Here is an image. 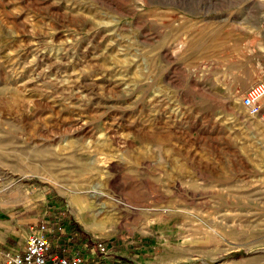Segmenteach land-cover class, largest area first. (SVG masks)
I'll return each mask as SVG.
<instances>
[{
	"label": "rangeland",
	"instance_id": "1",
	"mask_svg": "<svg viewBox=\"0 0 264 264\" xmlns=\"http://www.w3.org/2000/svg\"><path fill=\"white\" fill-rule=\"evenodd\" d=\"M258 84L264 0H0V199L85 264H264Z\"/></svg>",
	"mask_w": 264,
	"mask_h": 264
},
{
	"label": "crops",
	"instance_id": "2",
	"mask_svg": "<svg viewBox=\"0 0 264 264\" xmlns=\"http://www.w3.org/2000/svg\"><path fill=\"white\" fill-rule=\"evenodd\" d=\"M61 224L58 213L47 214L45 206L33 198L0 199V264H5L8 254L23 252L31 236H45L53 251L64 252L59 244L69 237L62 236Z\"/></svg>",
	"mask_w": 264,
	"mask_h": 264
},
{
	"label": "built area",
	"instance_id": "3",
	"mask_svg": "<svg viewBox=\"0 0 264 264\" xmlns=\"http://www.w3.org/2000/svg\"><path fill=\"white\" fill-rule=\"evenodd\" d=\"M264 97V84L252 87L243 98L244 105L253 115L261 111V100ZM72 238L60 247L64 255L52 250L51 242L45 236L28 238L23 252L8 254L5 264H85V258L72 248ZM102 246V243L98 244Z\"/></svg>",
	"mask_w": 264,
	"mask_h": 264
},
{
	"label": "bare ground",
	"instance_id": "4",
	"mask_svg": "<svg viewBox=\"0 0 264 264\" xmlns=\"http://www.w3.org/2000/svg\"><path fill=\"white\" fill-rule=\"evenodd\" d=\"M81 212V214H83L81 217L83 218V221L87 224L90 225V223L88 222L89 220L86 218V215L84 214V211L82 209L79 210Z\"/></svg>",
	"mask_w": 264,
	"mask_h": 264
}]
</instances>
